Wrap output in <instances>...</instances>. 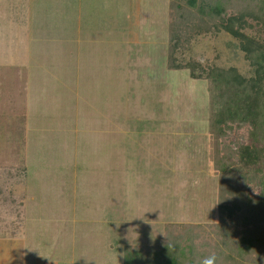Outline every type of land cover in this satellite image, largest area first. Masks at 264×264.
Returning a JSON list of instances; mask_svg holds the SVG:
<instances>
[{"label":"rangeland","instance_id":"rangeland-1","mask_svg":"<svg viewBox=\"0 0 264 264\" xmlns=\"http://www.w3.org/2000/svg\"><path fill=\"white\" fill-rule=\"evenodd\" d=\"M170 20L168 0H0V264H122L217 220L209 95L167 69ZM177 57L251 70L224 31Z\"/></svg>","mask_w":264,"mask_h":264},{"label":"trees","instance_id":"trees-1","mask_svg":"<svg viewBox=\"0 0 264 264\" xmlns=\"http://www.w3.org/2000/svg\"><path fill=\"white\" fill-rule=\"evenodd\" d=\"M168 9L167 69L188 71L209 95L217 220L168 224L159 243L126 245L122 264H202L208 257L214 264H264V0H168ZM219 31L238 41L248 76L236 67L179 61L193 36ZM232 127L245 129V140L221 149L219 139ZM251 183L259 186L256 197Z\"/></svg>","mask_w":264,"mask_h":264},{"label":"clouds","instance_id":"clouds-1","mask_svg":"<svg viewBox=\"0 0 264 264\" xmlns=\"http://www.w3.org/2000/svg\"><path fill=\"white\" fill-rule=\"evenodd\" d=\"M214 257H208L203 259L202 264H214Z\"/></svg>","mask_w":264,"mask_h":264}]
</instances>
